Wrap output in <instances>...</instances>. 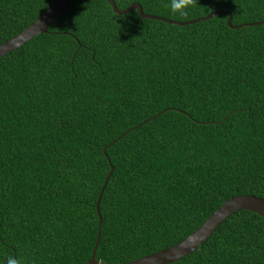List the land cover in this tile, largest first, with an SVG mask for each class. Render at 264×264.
Returning <instances> with one entry per match:
<instances>
[{"label": "trees", "instance_id": "1", "mask_svg": "<svg viewBox=\"0 0 264 264\" xmlns=\"http://www.w3.org/2000/svg\"><path fill=\"white\" fill-rule=\"evenodd\" d=\"M56 1L0 0V44ZM115 2L178 21L264 19V0ZM227 20L174 25L74 0L0 58V264L87 262L111 165L105 263L178 243L233 196L264 198V23ZM168 264H264V218L238 211Z\"/></svg>", "mask_w": 264, "mask_h": 264}, {"label": "water", "instance_id": "2", "mask_svg": "<svg viewBox=\"0 0 264 264\" xmlns=\"http://www.w3.org/2000/svg\"><path fill=\"white\" fill-rule=\"evenodd\" d=\"M74 0H57L53 5H51L44 13H42L36 20L31 24L25 27L18 34L12 38L6 40L0 44V58L7 55L8 53L18 49L25 43H27L32 38L36 37L41 33L48 32L49 26L54 20L73 2ZM111 5L113 10L119 14H126L131 12L134 9H137L141 17L157 19L165 21L174 25H187L190 23H195L199 21H204L208 18L213 17L217 14H227L228 20L227 23L232 28H239L242 26L248 25H258L264 23V19L258 22L244 23L239 25H234L232 23V13L228 10H217L205 17H200L187 21H178L168 17L148 14L144 12L142 5L134 2L129 7L121 9L116 4L115 0H107ZM160 114V113H159ZM145 122V121H144ZM134 128V127H133ZM130 128L128 131H130ZM126 131V132H128ZM125 132V133H126ZM125 133H122L118 138H116L112 143L116 142L121 138ZM107 147L104 148V152L107 153ZM114 171V166L111 165L110 171L105 178L102 189L99 193V197L96 202V210L99 215V230L94 245L91 258L83 264H113L105 263L96 258L97 250L101 241L102 236V215L100 211V202L104 192V189L112 176ZM241 210H249L257 213L258 215L264 218V198L257 196L255 194H239L227 199L220 207H218L194 232L189 234L186 238L179 241L178 243L171 245L169 247L163 248L159 251L147 254L140 258H137L132 261L120 263V264H168L179 260L180 258L194 252L198 249L203 243H205L208 238L217 230V228L231 215Z\"/></svg>", "mask_w": 264, "mask_h": 264}, {"label": "clouds", "instance_id": "3", "mask_svg": "<svg viewBox=\"0 0 264 264\" xmlns=\"http://www.w3.org/2000/svg\"><path fill=\"white\" fill-rule=\"evenodd\" d=\"M193 2V0H184V3L187 5V4H191ZM178 9H180V6L173 3L172 5V11L173 12H176ZM182 11V10H181ZM9 264H17V262L15 260H10L9 261Z\"/></svg>", "mask_w": 264, "mask_h": 264}]
</instances>
